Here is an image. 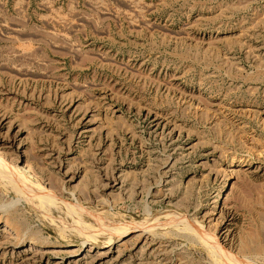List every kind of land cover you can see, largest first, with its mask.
I'll list each match as a JSON object with an SVG mask.
<instances>
[{"label": "rangeland", "instance_id": "1", "mask_svg": "<svg viewBox=\"0 0 264 264\" xmlns=\"http://www.w3.org/2000/svg\"><path fill=\"white\" fill-rule=\"evenodd\" d=\"M0 152V264H264V0H0Z\"/></svg>", "mask_w": 264, "mask_h": 264}, {"label": "bare ground", "instance_id": "2", "mask_svg": "<svg viewBox=\"0 0 264 264\" xmlns=\"http://www.w3.org/2000/svg\"><path fill=\"white\" fill-rule=\"evenodd\" d=\"M11 165L9 164V162L4 158V154H2L0 152V174L3 175V173H6L8 171H10L11 169ZM10 173V172H9ZM8 173V175H9ZM7 174V173H6ZM12 174V173H11ZM5 175V174H4ZM5 175V176H8ZM9 178V177H8ZM146 228V227H145ZM113 241V239L109 240V244H111V242ZM107 244V245H109ZM221 249V248H220ZM225 255V254H224ZM220 256V255H219ZM227 256V255H226ZM228 261V260H227ZM240 263V262H239Z\"/></svg>", "mask_w": 264, "mask_h": 264}]
</instances>
